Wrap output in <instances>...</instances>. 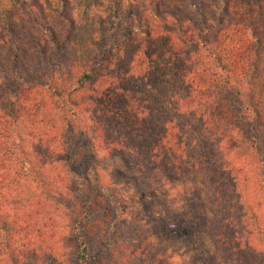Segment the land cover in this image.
I'll use <instances>...</instances> for the list:
<instances>
[{"label":"trees","instance_id":"1","mask_svg":"<svg viewBox=\"0 0 264 264\" xmlns=\"http://www.w3.org/2000/svg\"><path fill=\"white\" fill-rule=\"evenodd\" d=\"M29 6L62 18L60 37L48 28L52 61L66 47L73 60L20 86L2 73L25 77L12 33ZM0 67V87H16L0 102V264L44 250L55 264L65 203L72 258L104 263L110 246L92 257L86 235L100 206L119 204L91 164L106 152L203 190L189 220L163 224L196 264H264V0H0Z\"/></svg>","mask_w":264,"mask_h":264},{"label":"rangeland","instance_id":"2","mask_svg":"<svg viewBox=\"0 0 264 264\" xmlns=\"http://www.w3.org/2000/svg\"><path fill=\"white\" fill-rule=\"evenodd\" d=\"M27 11L28 16L23 26L12 33V37H15L12 49L16 53L18 64L25 66V77H16L14 72L5 68L3 72L0 67L2 74H10L13 83L20 86H25L30 81L37 84L40 80L47 79L51 69L56 73L55 78H58L62 69L57 64L65 66L73 60L72 50L66 47L64 56L56 62L52 61L55 60V52L50 50L52 42L48 28H54L60 37L66 30L62 18H52L39 9ZM36 16L38 18H34ZM44 48L49 49L51 63L42 60L40 51ZM26 67L30 73L26 71ZM15 92V85L4 81L0 87V102L6 104L11 101ZM91 164L97 172L99 182L111 190L114 200L119 203L117 208L100 206L92 216L94 219L100 218V223H92L87 230L86 240L92 257L110 246L109 252L104 255L103 264H153V260H165L169 264H196L185 253L178 239L168 235L163 224L174 228L172 218L178 219L180 216L189 220L197 197L205 199L203 190L192 189L194 184L189 178L159 183V176L153 172L140 174L131 171L120 158L107 152L96 154ZM253 195V192L250 193L251 201ZM70 206L74 207L72 204H58L57 235L48 240V245L53 248L55 264H77L71 256L72 242L68 229L71 214L67 209ZM262 211L264 213L263 209ZM108 213L110 217L105 223ZM113 216L118 217L115 224H112ZM212 228L215 225L210 223L208 231L202 234V239L208 246H211ZM244 237L247 235L244 234ZM46 253L44 250L32 261L35 264H51L52 260Z\"/></svg>","mask_w":264,"mask_h":264}]
</instances>
